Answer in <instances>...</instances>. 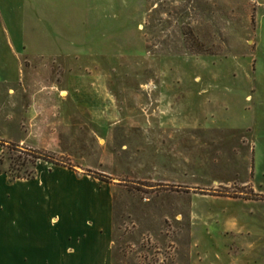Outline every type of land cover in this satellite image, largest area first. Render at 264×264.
I'll return each mask as SVG.
<instances>
[{"label":"rangeland","instance_id":"rangeland-1","mask_svg":"<svg viewBox=\"0 0 264 264\" xmlns=\"http://www.w3.org/2000/svg\"><path fill=\"white\" fill-rule=\"evenodd\" d=\"M58 167L104 187L114 264L257 244L264 0H0V174Z\"/></svg>","mask_w":264,"mask_h":264},{"label":"crops","instance_id":"crops-1","mask_svg":"<svg viewBox=\"0 0 264 264\" xmlns=\"http://www.w3.org/2000/svg\"><path fill=\"white\" fill-rule=\"evenodd\" d=\"M72 43L61 48L78 46ZM86 177L58 167L12 184L0 174V264H114V207L104 187ZM248 235L258 243L247 241L224 264H264V219Z\"/></svg>","mask_w":264,"mask_h":264},{"label":"trees","instance_id":"trees-1","mask_svg":"<svg viewBox=\"0 0 264 264\" xmlns=\"http://www.w3.org/2000/svg\"><path fill=\"white\" fill-rule=\"evenodd\" d=\"M29 154L32 156V158L34 159V162H32L33 163V165H34V167H36V164H37V162L39 161V160H41V159H43V157H42V155L41 154H38L36 151H30L29 152ZM31 176L32 175H28V176H26V177H21V176H16L15 178H10V181H14V180H17V179H21V178H25V179H29V178H31ZM114 218H115V212H114Z\"/></svg>","mask_w":264,"mask_h":264}]
</instances>
